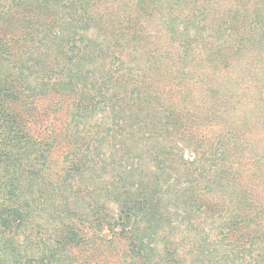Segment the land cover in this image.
<instances>
[{"label": "trees", "instance_id": "1", "mask_svg": "<svg viewBox=\"0 0 264 264\" xmlns=\"http://www.w3.org/2000/svg\"><path fill=\"white\" fill-rule=\"evenodd\" d=\"M264 264V0H0V264Z\"/></svg>", "mask_w": 264, "mask_h": 264}, {"label": "rangeland", "instance_id": "2", "mask_svg": "<svg viewBox=\"0 0 264 264\" xmlns=\"http://www.w3.org/2000/svg\"><path fill=\"white\" fill-rule=\"evenodd\" d=\"M188 256L186 258V261L188 264H201L202 259H199L197 256L195 257L194 254L192 255L191 252H187Z\"/></svg>", "mask_w": 264, "mask_h": 264}]
</instances>
